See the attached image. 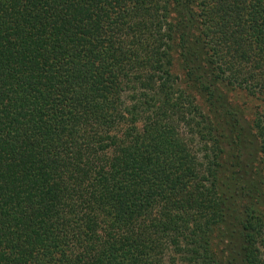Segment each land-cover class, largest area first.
<instances>
[{
  "label": "trees",
  "instance_id": "trees-1",
  "mask_svg": "<svg viewBox=\"0 0 264 264\" xmlns=\"http://www.w3.org/2000/svg\"><path fill=\"white\" fill-rule=\"evenodd\" d=\"M0 264H264V0H0Z\"/></svg>",
  "mask_w": 264,
  "mask_h": 264
},
{
  "label": "rangeland",
  "instance_id": "rangeland-1",
  "mask_svg": "<svg viewBox=\"0 0 264 264\" xmlns=\"http://www.w3.org/2000/svg\"><path fill=\"white\" fill-rule=\"evenodd\" d=\"M171 72L173 73V75L175 77L177 85L182 86V71L179 68V64H178L177 60L173 61V64L171 66ZM229 97L233 103L241 104V105H244L245 107H247L246 104L248 102V106H249V101H247V98L242 91H230ZM247 108L249 109V107H247ZM247 108H246V110H247Z\"/></svg>",
  "mask_w": 264,
  "mask_h": 264
}]
</instances>
